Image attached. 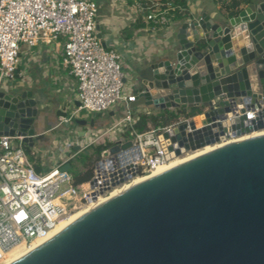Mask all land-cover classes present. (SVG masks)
Returning a JSON list of instances; mask_svg holds the SVG:
<instances>
[{"label":"water","instance_id":"obj_1","mask_svg":"<svg viewBox=\"0 0 264 264\" xmlns=\"http://www.w3.org/2000/svg\"><path fill=\"white\" fill-rule=\"evenodd\" d=\"M135 70L129 108L191 114L170 139L158 135L168 160L263 129L264 108L257 119L226 118L230 99H239V108L264 102V0H251L234 16L192 15ZM42 104L19 83L1 86L0 136H21L31 146ZM187 126L192 131L185 134ZM7 264H264V133L136 180Z\"/></svg>","mask_w":264,"mask_h":264},{"label":"built area","instance_id":"obj_2","mask_svg":"<svg viewBox=\"0 0 264 264\" xmlns=\"http://www.w3.org/2000/svg\"><path fill=\"white\" fill-rule=\"evenodd\" d=\"M135 6L143 8L138 0ZM155 2L147 6L146 21L166 25L168 20L161 11H155ZM154 8V9H153ZM98 5L94 0H0V87L17 84L16 65L21 46L36 45L38 40L52 41L62 36L60 55L62 65L76 80V98L79 105L59 115L58 125L70 124L82 110L104 112L119 103L126 104L124 118L110 129L88 140L72 142L79 150L44 171H37L25 151L22 137L0 136V262L11 247L20 242L30 243L50 231L63 217L83 204L96 201L115 187L144 175L169 160L165 157L159 134L170 139L177 125L188 122L182 118L165 126H150L144 131L134 127L129 103L135 94L124 92L126 73L122 56L117 49L106 46L97 29ZM150 23V22H149ZM237 98L230 99V115L226 119H257L264 102L259 106L248 102L239 108ZM130 129V145L115 152L103 149L92 166L90 177L75 184L68 170L59 168L78 152L88 148L106 133L118 126ZM198 126L195 129H200ZM185 128V134L191 132ZM169 144L165 146L172 145ZM112 145V146H113Z\"/></svg>","mask_w":264,"mask_h":264},{"label":"crops","instance_id":"obj_3","mask_svg":"<svg viewBox=\"0 0 264 264\" xmlns=\"http://www.w3.org/2000/svg\"><path fill=\"white\" fill-rule=\"evenodd\" d=\"M138 1L146 9L148 5L155 2V11L163 12L169 23L155 24V28L152 29L150 23L136 17L138 9L135 6V0H103L98 3L96 17L98 35L103 43L117 49L122 56V65L126 73L124 86L126 94L133 93L135 69L146 58L155 55L162 46L173 40L177 24L202 12L210 16H229L225 9L220 8L216 0ZM244 6L240 4L239 9L241 10ZM174 14L179 16L175 19L170 18ZM60 42L58 40L54 42L53 40L48 42L38 40L36 45L30 46L31 49H26L22 45L20 52L24 56V66L21 67L23 61L21 63L19 61V66L16 67L17 83L22 88L30 90L32 95L43 103L40 106L44 111L38 128L39 135L29 146L34 154L41 155L38 156L39 171H44L62 162L68 152L76 146L72 142L87 139V133L90 131L96 134L107 131L115 123L121 121L126 113V104L122 102L104 112L82 110L76 115L77 120L81 122L76 123L75 134L66 138L61 136L60 132L53 134L55 129L62 126L58 125V117L66 112L64 107H68L72 102V112L76 108L75 102L77 101L76 80L59 61L62 47ZM138 108L142 113H156L159 110L143 106ZM132 119L135 123L137 117H132ZM83 120L85 123H82ZM81 131H84V134ZM18 141L16 137L11 139L12 145H17ZM64 144L69 148L67 154L63 152ZM51 157L54 161L50 160Z\"/></svg>","mask_w":264,"mask_h":264},{"label":"rangeland","instance_id":"obj_4","mask_svg":"<svg viewBox=\"0 0 264 264\" xmlns=\"http://www.w3.org/2000/svg\"><path fill=\"white\" fill-rule=\"evenodd\" d=\"M96 2V4L98 5V3L102 2L103 0H94ZM147 9L145 7H143L141 10L139 9L136 13V17H139L142 21L146 22V15H147ZM150 24L152 25V22L149 21ZM147 21V23H149ZM155 37V36H154ZM62 36H58V38L54 41H61L60 45L62 46ZM155 39V38H154ZM24 47L26 49H31L32 47L23 44ZM59 55V53H58ZM24 56L23 54L20 52L18 55V63L17 65L19 66V61L21 63V61H23ZM59 61L62 64V57L61 55L59 56ZM16 65V67H17ZM21 67L24 66V61L22 63V65H20ZM125 71V70H124ZM77 86V83H76ZM4 87H6V85H4ZM71 105H69L68 107H64L65 111L69 114L72 110V102H70ZM170 111H172V113L176 116L174 117L171 121V123L177 122L182 118H185L186 115L179 113L177 110L175 109H169ZM129 112L132 115V117H137L139 114H141L142 112L140 111V109L138 107H134V108H129ZM157 112V111H156ZM121 115V114H120ZM122 116V115H121ZM77 117H75V119H73L70 124H66V125H62L61 127H59L58 129H55L53 134H61V136H65V138L67 136L71 137L73 134H75V128L77 127V124L75 122V120H77ZM78 135V132L76 133ZM92 135H97L96 133H92ZM131 133H130V129H128L126 126H119L118 128L114 129L112 131V133H106L103 137H101L100 139H98L94 144H92L91 146H89L88 148L78 152L70 161L71 167L68 170V172L72 175V176H77L79 174L84 173L86 170L92 168L95 159L97 158L96 156L98 155V145H102L105 148H109L110 146H112L116 141H125L129 138H131ZM64 138V139H65ZM88 140L91 138V135L87 136ZM67 140H65L66 142ZM64 150L63 152L67 154V151L69 150L68 146H65L64 144ZM76 150L71 149L68 154H71L73 152H75ZM33 152V151H32ZM2 153V151H0V154ZM34 153V152H33ZM189 153V152H188ZM186 153V154H188ZM184 154V153H183ZM184 154V155H186ZM39 156V154L35 153V160H37L40 164V160L37 159ZM41 156V155H40ZM39 156V157H40ZM42 156L44 157L45 154L43 153ZM183 156V155H182ZM52 158V157H51ZM51 161H54V159H50ZM2 263V261L0 262V264Z\"/></svg>","mask_w":264,"mask_h":264},{"label":"bare ground","instance_id":"obj_5","mask_svg":"<svg viewBox=\"0 0 264 264\" xmlns=\"http://www.w3.org/2000/svg\"><path fill=\"white\" fill-rule=\"evenodd\" d=\"M262 133H264V128L263 129H260V130H257V131H252V132H250L248 134H243V135L238 136V137H231V138H229L227 140H222V141L217 142V143H214V144L205 145L204 147H201V148H197V149H194V150H189V151H187V152L184 153V154H186V153L189 152L186 155L182 154L183 156L182 155L176 156V157L170 159L168 162H166V163H164L162 165H159L156 168L152 169L148 173H146L144 175L136 176V177L130 179L129 181L125 182L124 184H121V185L115 187L114 189H112L109 192H107L105 195L99 197L96 201L83 204L79 208H76L70 214H68L66 217H63L62 219H60L54 225V227L50 231L46 232L43 235H40L36 239L32 240L30 243H25V242L22 241L20 243L15 244L6 253V255L3 258L1 264H7L8 262H10L11 260H13L17 256H19L20 254H22L23 252H25L26 250H28L29 248H31L32 246H34L35 244H37L38 242H40L41 240H43L44 238H46L47 236H49L51 233H53L55 230H57L58 228H60L62 225H64L66 222H68L72 218L76 217L77 215H79L82 212L86 211L87 209L91 208L92 206H94L98 202L102 201L106 197L110 196L111 194L115 193L116 191H118V190L126 187L127 185L135 182L136 180L141 179V178H143V177H145V176H147L149 174H152V173H154V172H156V171H158L160 169H163V168H165V167H167V166H169V165H171L173 163H176V162H178V161H180V160H182L184 158H187V157H189V156H191L193 154L199 153V152L204 151V150H207L209 148L216 147V146H219V145H223V144L229 143L231 141H237V140H241V139H244V138H247V137H252V136H255V135L262 134Z\"/></svg>","mask_w":264,"mask_h":264},{"label":"trees","instance_id":"obj_6","mask_svg":"<svg viewBox=\"0 0 264 264\" xmlns=\"http://www.w3.org/2000/svg\"><path fill=\"white\" fill-rule=\"evenodd\" d=\"M219 2L220 4V8L225 9L227 11V14L229 16H234L238 13L239 6L240 4L243 5H247L249 2H251V0H216ZM177 14L172 15L170 18L175 19L177 18ZM179 113H182L184 115H186V117L190 116L191 114L189 113H185L182 110H177ZM176 117L172 111H170L169 109H163V110H158L156 113L155 112H150V113H141L137 116V119L135 121V123L133 124V127L137 130V131H144L145 129L148 128V125L150 126H165L168 124H171V120ZM24 148L25 151L28 155V158L31 162H33L34 167L37 171L40 170V166H39V162L37 160H35V154L32 152L31 148L27 145L24 144ZM98 155L99 153L103 150L106 149L104 146L102 145H98ZM98 155L96 157H98ZM38 159V158H37ZM71 161V159L69 160V162ZM92 172V168L86 170L84 173L79 174L77 176H73V182L75 184L83 182L85 180H87Z\"/></svg>","mask_w":264,"mask_h":264}]
</instances>
